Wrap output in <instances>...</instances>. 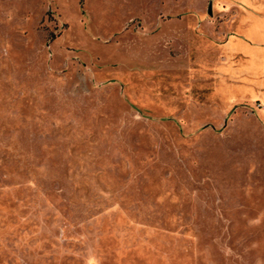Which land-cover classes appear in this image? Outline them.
Here are the masks:
<instances>
[{
  "label": "rangeland",
  "instance_id": "rangeland-1",
  "mask_svg": "<svg viewBox=\"0 0 264 264\" xmlns=\"http://www.w3.org/2000/svg\"><path fill=\"white\" fill-rule=\"evenodd\" d=\"M0 264H264V0H0Z\"/></svg>",
  "mask_w": 264,
  "mask_h": 264
}]
</instances>
